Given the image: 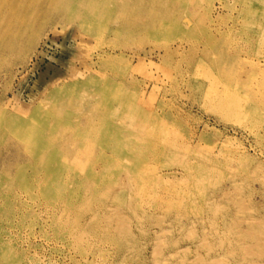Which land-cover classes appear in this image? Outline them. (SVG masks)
I'll list each match as a JSON object with an SVG mask.
<instances>
[{
  "label": "rangeland",
  "instance_id": "374dc122",
  "mask_svg": "<svg viewBox=\"0 0 264 264\" xmlns=\"http://www.w3.org/2000/svg\"><path fill=\"white\" fill-rule=\"evenodd\" d=\"M0 1V30L10 35L0 40V182L10 191L0 228L12 232L6 240L21 248V264H264V8L254 0H156V9L150 0ZM215 77L243 84L237 112L208 101ZM58 83L63 100H53ZM95 83L151 97L149 107L175 122L181 158L165 154L169 138L129 123L128 133L152 141L141 174L130 175L117 157L113 177L100 174L87 189L82 180L93 168L71 169L80 161L67 160L75 171L66 178L78 179L67 190L76 203L89 202L52 215L58 205L50 207L32 180L43 172L34 158L47 157L44 139L64 141L72 155L82 138L76 127L92 130L106 119L117 133L122 120L117 103V111L96 106ZM50 108L70 116L47 121ZM11 115L29 121L14 128L22 124ZM102 137L100 128L92 135ZM94 147L91 156L105 148ZM60 227L70 237L82 229L90 247L60 239Z\"/></svg>",
  "mask_w": 264,
  "mask_h": 264
},
{
  "label": "bare ground",
  "instance_id": "6f19581e",
  "mask_svg": "<svg viewBox=\"0 0 264 264\" xmlns=\"http://www.w3.org/2000/svg\"><path fill=\"white\" fill-rule=\"evenodd\" d=\"M253 5L255 8H264V0H262L263 3H260L258 0L253 1ZM150 6L152 9H156L157 7V1L156 0H150ZM259 6V7H258ZM3 3L0 1V16H3ZM253 8V9H255ZM162 26L164 28H169L170 23L166 21V19L162 20ZM79 26V25H78ZM82 31L87 33L89 29L84 27V24H80ZM128 27L125 28H118L117 30L121 31H128L126 30ZM253 32H255L253 30ZM155 34V33H153ZM10 35L7 32H3V30H0V40L5 41L8 39ZM180 47H175V52ZM180 50V49H179ZM168 53H171L168 51ZM105 57V55H104ZM204 72L209 73L210 69L207 66H204ZM79 72H75V76L79 77ZM232 79V78H230ZM212 88L209 91L208 94V101H210L215 108H218L220 110H224L226 108H229L232 112H237V109L235 108L236 104L238 103L239 97L242 94L241 89L243 88V84H240L238 80L237 86H231L229 83L223 82L222 77H215L213 79ZM237 81H235L236 83ZM49 81L45 82V85H48ZM82 83H88L83 80ZM234 83V85H235ZM62 83H58L56 86L57 93L55 95V98L53 100H63L62 92H60V86ZM76 85V84H75ZM74 85V86H75ZM91 85V83L89 84ZM93 93L94 97L98 99L96 106L99 107L103 112L116 110V108H112V103H117L118 108L121 109V123L116 125H113V127H118L117 133L108 131L106 128V119L103 120V123L101 126H97L96 124L93 125L92 130H83L81 128L76 127V135L79 139L76 143V147H74L71 153L72 155H67L66 152H64L60 146H62V143H65L64 141L57 142V146H53L55 142H52L51 140H45L44 139V146L43 148L48 149L47 151V157L40 158L36 157L34 158V163L37 165V169L43 168V172H40L41 175L38 174V171H36L35 177L33 178V182L37 183L40 187V190L42 192V195L44 196V199L49 203L50 207L53 208L57 206L55 209L52 210V215H58L62 212V207L64 209L75 208V207H85L84 205H88V199L82 203H76V195L74 196L73 191H68V186L70 185L72 188L76 187L75 182H78V179L75 181H71V178L68 177L69 174L75 170H80V168L84 167H92L93 169L89 171L86 175V177L82 180V186H95V183L97 179L99 180V175L102 174V176L109 175L110 177H113V174H115V171H112L113 167V161L115 158H121L124 160H127V166L124 167V170L128 171L130 175H136L141 174L143 168L139 164L142 160H146V149L149 147V144L152 141H148V139H139L138 137H135L133 134L128 133L129 131V123L134 126H139L140 129L144 131H148L152 138L157 140L158 137L161 138H169L167 139L169 143L168 145H165L164 152L165 154H171L174 158L175 151L177 148H175V143H178V130L175 126V122L170 125L168 116H165L163 114H160L156 111H154L153 107H149L150 104L147 101L151 97H144L142 94H138L137 96H133L132 93L128 92L125 88L122 86H117L118 92L115 94L111 93L107 89V87L102 85H97V83L93 84ZM224 88L230 89L231 93L225 92ZM144 94V93H143ZM60 96V97H58ZM153 100V99H152ZM147 101V102H146ZM156 104V103H155ZM153 105V104H152ZM151 105V106H152ZM155 108V107H154ZM48 113H46V120L51 121L53 119L56 120H62L64 117L69 118L70 116V109H64L63 110V116H55L52 110L50 108L47 109ZM41 113V112H40ZM174 115V114H173ZM23 115H11V119L14 121H18L21 125H13L14 128L20 127L21 129L24 128L26 125L27 120L26 118L22 117ZM38 116V115H37ZM176 116V115H175ZM179 117V116H178ZM33 118H39L34 116ZM32 118V119H33ZM42 117H40L41 119ZM43 119V118H42ZM174 119V117L172 118ZM132 121V122H129ZM178 121V120H177ZM31 122V121H30ZM171 122V121H170ZM24 125V127H23ZM28 129H31L28 132L30 136L34 135L35 130L33 124L27 125ZM102 131L103 139L102 141H96L92 138V135H96V131L98 129ZM21 129H16V131H21ZM48 130V129H47ZM47 135V134H46ZM194 142H196L194 140ZM102 144L105 148L104 151L101 152L99 155L91 156L88 154V151L90 148H93L95 145ZM75 146V145H74ZM84 147L87 148V150L84 149ZM194 144H192L191 148H187V152H189V155L194 156L197 153V149L193 148ZM60 148V149H58ZM95 148V147H94ZM111 149V153H109L106 149ZM66 150V149H65ZM98 151V150H97ZM93 153V152H92ZM96 153V152H95ZM176 156V155H175ZM177 158H181L176 156ZM75 160L80 161L74 162L71 166V169L74 167L75 170H68L66 164L67 160ZM86 159L89 160V163L84 162ZM185 159V157H183ZM128 161H134V163L131 165V167L128 166ZM121 166V164H120ZM198 168H201L198 166ZM202 169V168H201ZM21 173V172H20ZM113 173V174H112ZM78 174V173H76ZM134 176H132L133 178ZM137 177H134L136 179ZM9 185L12 184L11 179H9ZM7 185V180L4 179L3 182H0V206L1 203L5 204V199H7V195L10 193L8 191L7 194H3L2 187ZM68 185V186H67ZM67 186V187H66ZM5 188V187H4ZM3 188V189H4ZM66 189V190H65ZM88 189V188H87ZM86 189V190H87ZM142 189V188H141ZM54 193V194H53ZM137 194V193H136ZM52 196H57L55 198L56 202L53 203L50 201L52 199ZM111 197V196H110ZM122 198V196H119V200ZM60 203V204H59ZM14 207V206H13ZM80 230V231H79ZM6 233L12 234L11 231H8L6 229L0 228V264H21V259L23 258V252L20 247L16 246L14 243L8 244L7 237L5 236ZM63 227L59 228L58 231V237L60 239L63 238H70V240L73 242V245L76 246V248H80L82 250L87 249L90 247V239L88 237L87 242L85 241V237L83 235L82 229H78V231L74 234L71 232V237L69 235L63 234ZM74 234V235H73ZM9 236V235H8ZM36 262V261H35ZM35 264H40L36 262Z\"/></svg>",
  "mask_w": 264,
  "mask_h": 264
}]
</instances>
